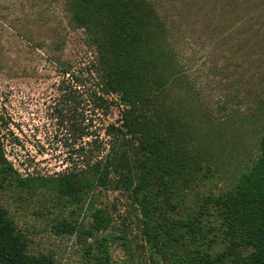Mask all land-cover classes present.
Listing matches in <instances>:
<instances>
[{"label":"rangeland","instance_id":"374dc122","mask_svg":"<svg viewBox=\"0 0 264 264\" xmlns=\"http://www.w3.org/2000/svg\"><path fill=\"white\" fill-rule=\"evenodd\" d=\"M150 1L167 28L178 72L162 96L189 126L202 163L194 181L157 192L153 226L118 174L113 185L95 186L80 200L50 183L105 156L111 142L135 159L138 136L124 125L118 142L107 134L110 123L121 125L117 103L112 111H93L95 53L84 29L72 23L67 0H0V129L6 158L19 174H0V204L27 236L29 252L49 253L55 264H85L106 246L113 264L172 263L190 245L173 240L170 222L201 216L205 198L230 189L258 157L264 0ZM98 208L110 222L91 236ZM202 222L215 251L227 248L219 220L203 215ZM66 223L74 233L64 230Z\"/></svg>","mask_w":264,"mask_h":264},{"label":"trees","instance_id":"16d2710c","mask_svg":"<svg viewBox=\"0 0 264 264\" xmlns=\"http://www.w3.org/2000/svg\"><path fill=\"white\" fill-rule=\"evenodd\" d=\"M67 4L72 23L84 29L95 53L90 69L96 79L90 94L93 111H112L117 103L121 125L110 123L106 132L118 142L124 125L138 136L139 148L131 160L111 142L105 156L88 161L85 168L58 173L49 181L59 193L80 200L95 186L113 185L111 176L118 174L119 182L132 192L153 226L152 202L157 192L164 188L177 191L194 181L202 168L199 153L193 152L189 126L162 96L178 74L167 28L150 0H67ZM63 94L68 101L67 91ZM262 120L258 157L236 184L207 196L201 216L170 222L166 230L173 240L190 245L170 264H264V105ZM11 172L19 176L6 158L0 129V174L5 178ZM203 215L219 220L228 241L224 250L215 251L216 241L206 234L209 227L202 222ZM93 217L91 236L110 222L102 208ZM65 226V231L74 233V225ZM147 233L156 237L150 228ZM204 242L207 245L202 247ZM28 247L27 236L0 204V264H55L53 255L31 254ZM85 264H113L107 246L99 247Z\"/></svg>","mask_w":264,"mask_h":264}]
</instances>
